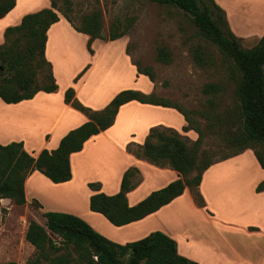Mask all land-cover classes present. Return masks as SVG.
I'll list each match as a JSON object with an SVG mask.
<instances>
[{
  "label": "trees",
  "instance_id": "1",
  "mask_svg": "<svg viewBox=\"0 0 264 264\" xmlns=\"http://www.w3.org/2000/svg\"><path fill=\"white\" fill-rule=\"evenodd\" d=\"M152 1L177 6L190 13L199 33L216 45L225 61H228L230 78L237 83L235 97L238 104L229 107L224 114H216L215 119L213 112L209 116L197 112L210 122L222 123L219 130L223 140L236 147L221 159L251 148L264 168V35L255 46L243 47L229 27L226 11L215 0ZM15 5L16 0H0V18ZM60 15L77 31L89 35L88 49L91 53H94L92 42L95 39L115 40L126 35L129 29V24L121 28V22L118 21L111 26L109 35H105L100 10L84 14L80 24H77L70 11L55 0H51L50 8L26 14L19 25L5 30V42L0 44V97L5 102L17 103L33 98L39 91L54 92L58 89L52 64L45 56V46L47 32L53 23L59 21ZM194 56L200 65L208 62L201 48L195 50ZM158 57L165 62L171 60L169 51L164 47L159 49ZM136 65L139 72L155 80L151 71L142 70ZM87 69L88 66L76 80ZM221 90L222 86L215 82L204 86L203 91L211 95L208 101L212 106L216 105L213 96L217 97ZM132 100L177 109L188 123L185 128L195 130L198 137L189 142L171 128H151L143 144L130 143L128 150L157 166L176 170L180 177L152 191L137 204L129 205L127 194L142 181L140 170L130 167L125 171L120 191L116 194L108 195L99 191L98 182L89 183V187L97 191L90 196V209L103 214L112 224L122 226L156 212L183 194L187 187L193 193L197 205L205 207L199 185L205 170L221 159L214 160L208 150L203 148L204 129L201 122L178 105L155 98L154 92L146 94L135 89L120 91L103 109L95 110L76 98L73 87L68 88L65 101L86 114L88 121L69 131L56 149H43L37 157L25 150L23 142L0 144V200L9 198L16 204H25V181L35 170L55 183L70 180L71 153L82 150L91 136L113 125L119 108ZM263 189L264 181L257 186L258 191ZM44 217L46 225L34 219L29 222L26 239L35 246L37 255L26 264H199L181 255L177 241L159 230L142 239L122 244L107 238L75 214L48 211ZM0 264L17 262L0 261Z\"/></svg>",
  "mask_w": 264,
  "mask_h": 264
},
{
  "label": "crops",
  "instance_id": "2",
  "mask_svg": "<svg viewBox=\"0 0 264 264\" xmlns=\"http://www.w3.org/2000/svg\"><path fill=\"white\" fill-rule=\"evenodd\" d=\"M258 1L261 4L253 5L250 1L248 4V0H234L233 2H237L238 5H232L231 3L232 16L226 7H222L226 11L230 29L234 31L232 32L240 41L250 37L259 38L264 33V0ZM50 7L51 0H16L15 7L3 18H0V44L5 42V30L8 27L19 25L26 14ZM254 29L261 30V33L252 31V34L249 35L245 31H240ZM47 35L45 56L52 64L58 89L54 92L39 91L33 98L17 103H7L0 97V144L23 142L25 150L35 157L43 149L50 151L56 149L61 139L69 131L88 121L86 114L65 101V91L68 88L73 87L76 98L85 106L95 110L103 109L117 93L124 90V88H118L111 92L110 85L113 82L109 80L99 82L98 77L100 72L94 78H91L96 71L99 59L119 38L115 40L95 39L92 42L94 53H91L88 49L89 35L77 31L62 15H60L59 21L50 26ZM74 55L76 58L71 60ZM77 58L79 59L74 65L73 62ZM87 66L88 69L76 80L79 73ZM132 67L135 69V73L136 68L133 65ZM85 88L90 90L97 89L98 92L99 90L101 92L95 96L93 101L88 102L82 96V91ZM154 90L152 86L151 90L146 92L139 91L150 94ZM172 109L175 108L142 103L137 100L123 104L118 110L113 125L91 136L84 143L82 150L71 153L72 178L70 180L55 183L38 170L33 171L27 177L25 181V204L29 205L35 200L42 214L48 211L72 213L86 220L97 231L99 230L100 233L101 229H99L97 223L110 227L114 231L121 232V234L133 236L126 238L121 242L122 244L142 239L157 230L162 231L177 241L178 252L181 255L202 264L201 260L194 255V249L197 246L193 245L194 240L191 235V229L187 222L183 220L181 211L189 207L194 210L195 214L201 213V218L210 223L220 239L222 237V230L219 225L221 220L211 211L210 200L205 187L206 177L218 167L234 159L240 160L239 157L250 151L254 155L255 164L253 165L259 171L260 177L251 182V191L249 190L248 194L251 193L252 198L263 208L262 213L264 214V189L261 191L257 190V186L264 181V168L261 167L251 148L245 149L241 153L229 158L216 161L205 170L199 185V190L205 199V207L197 205L193 193L187 187L183 194L156 212L149 214L143 219L122 226L112 224L103 214L90 209V196L97 191L92 190L89 187V183L98 182L100 183L99 191L108 195L116 194L120 191L125 171L130 167H137L141 172L143 180L140 185L127 194L129 205L137 204L152 191L163 188L180 177L176 170L170 167L157 166L143 158H139L129 151L127 147L130 143L143 144L152 127L171 128L177 132H183V128L188 126V123L183 114L177 109L175 110L182 115H178V125H173L163 120L143 117L145 114L154 115L156 112H161V110L176 117ZM137 113L141 116L138 118H143L140 123L131 120V116L133 117V114ZM128 116L130 117L127 118ZM128 125L130 126L128 127L129 133L125 129V126ZM141 126L143 128L142 133L140 132ZM189 130V135L196 140L198 133L193 129ZM250 172L251 168L240 164L231 170V174H234L236 180L238 178H246ZM148 173L152 175V180L155 184H152L145 193H142L143 186L149 180ZM242 185L244 184L242 183ZM29 194L32 197L31 201H29ZM44 219L46 220V217ZM175 220H178L177 224H175ZM253 228H257V226L249 227V229ZM107 236V238L110 237L109 239L112 238L111 240L113 241H118L112 235ZM242 264H246L245 261Z\"/></svg>",
  "mask_w": 264,
  "mask_h": 264
},
{
  "label": "rangeland",
  "instance_id": "3",
  "mask_svg": "<svg viewBox=\"0 0 264 264\" xmlns=\"http://www.w3.org/2000/svg\"><path fill=\"white\" fill-rule=\"evenodd\" d=\"M55 1L62 8L70 11L77 24H80L84 14L100 10L104 20L105 35H109L110 28L115 22L120 21L121 28L129 24L127 34L116 40L99 59L91 78L100 72L99 82L102 80L113 82L110 85L111 92L118 88L146 92L153 86L155 98L178 105L201 122L204 129L203 148L208 150L214 160H219L236 149L223 140L219 130L222 123L210 122L197 113L204 112L209 116L213 112L215 119L216 114H224L229 107L238 104L235 97L237 83L230 78L228 61H225V57L216 45L199 33L190 13L177 6L162 5L152 0ZM233 1L216 0L221 7L227 8L231 16V3L238 5ZM249 1L253 5L261 4L258 0H248V4ZM240 31H245L249 35L252 31L261 33V30L255 29ZM262 35L259 38L242 39L240 42L243 47L251 48L260 41ZM161 47L169 51L171 58L169 62L159 59ZM199 48L203 50L208 61L204 65L198 64L195 60V50ZM74 58L75 55L71 60ZM78 59H75L74 65ZM136 63L142 70L151 71L155 80L152 81L147 74L139 72ZM132 65L136 68L135 73ZM209 82L222 86L217 97L212 95L216 102L214 106L208 101L211 95L203 91L204 86ZM100 92L101 90L98 92L97 89L85 88L82 96L91 102ZM172 110L176 117L162 110L154 115L145 114L146 116L143 117L178 125V118L182 115L177 110ZM138 117H141L139 113L133 114L131 120L142 122L143 118ZM128 127L130 126H125V129L129 133ZM233 128L236 129V126ZM189 131L184 127L183 132L178 133L187 141L193 142L195 139L189 135ZM140 132H143L142 126ZM253 157L254 155L248 151L239 157L240 160L234 159L211 171L206 177L205 187L211 211L221 220L220 239L210 223L201 218V213L195 214L189 207L181 211L183 220L191 229L193 245L197 246L194 255L202 264H242L243 261L246 264H264L263 208L252 198L251 193L248 194L249 190L251 191V182L260 177L259 171L253 165L255 164ZM239 164L251 168V172L246 178L236 180L231 170ZM148 175L149 180L143 186L142 193L155 184L152 175L150 173ZM31 199L29 194V201ZM32 219L46 225L44 213L40 212L35 200L29 205H19L11 199L0 200V261L13 260L17 264H26L37 255L35 246L26 239V230ZM177 223L178 220H175V224ZM97 225L102 234L112 235L118 240H114L116 242L121 243L126 238L133 237L121 234L105 225L102 226L100 223ZM250 226L257 228L249 229Z\"/></svg>",
  "mask_w": 264,
  "mask_h": 264
}]
</instances>
